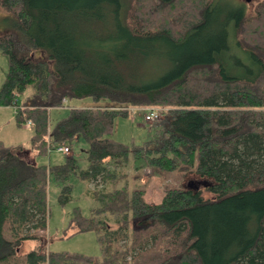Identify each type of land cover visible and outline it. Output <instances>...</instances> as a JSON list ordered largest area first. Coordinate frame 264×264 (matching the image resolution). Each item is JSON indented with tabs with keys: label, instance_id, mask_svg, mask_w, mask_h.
<instances>
[{
	"label": "trees",
	"instance_id": "trees-1",
	"mask_svg": "<svg viewBox=\"0 0 264 264\" xmlns=\"http://www.w3.org/2000/svg\"><path fill=\"white\" fill-rule=\"evenodd\" d=\"M214 1L183 11L181 0H0V106L25 94L15 118L31 124L36 155L87 141L79 175L97 206L90 216L75 207L69 226L94 231L100 246V257L43 246L48 181L62 184L58 201L68 203L77 159L35 164L0 139V264H264V0L252 15ZM150 52L174 66L155 82L137 67ZM83 97L95 104L49 126L51 108ZM152 105L167 109L148 139L112 137L117 116ZM130 160L134 172L194 174L205 185L169 187L149 203L129 186ZM26 240L38 245L21 254Z\"/></svg>",
	"mask_w": 264,
	"mask_h": 264
},
{
	"label": "rangeland",
	"instance_id": "rangeland-1",
	"mask_svg": "<svg viewBox=\"0 0 264 264\" xmlns=\"http://www.w3.org/2000/svg\"><path fill=\"white\" fill-rule=\"evenodd\" d=\"M193 0H181L180 6L183 11H187V6ZM262 0H215L216 8L221 12H227L229 9L242 8L244 6L247 15L254 13V8L257 3ZM175 8L173 15L179 14ZM5 12L0 7V33L4 31L2 18ZM230 49L229 55L235 56L236 46L234 41L229 40ZM139 55V54H138ZM242 54L237 55L241 61H244ZM242 57V58H241ZM137 67L139 72L143 74L145 82H155L160 77H164L174 69L171 55L159 53H141L138 57ZM236 65V63H235ZM8 66V57L0 49V88L5 78ZM150 79V80H149ZM25 94L17 95L16 105L0 106V139L5 145L18 149V153L25 159L35 164L55 165L64 163L68 156L75 157L78 162V167L72 173L69 183L72 185L71 200L62 205L58 201V197L62 190V184L56 183L51 178L48 181V218L47 227L43 236V246L47 251H68L78 252L89 256L100 257V246L97 235L94 231L75 232L69 224L73 216L74 208L78 207L82 215H92V209L97 206V202L87 193V188H93V184H88L84 181L79 172L85 170L88 165L87 150L88 143L81 136L73 140L62 142L66 145L70 152L63 153L59 151L53 144L47 149V152L42 155H36L31 148L32 127L29 122L23 125H18L15 118V112L18 107L23 104ZM95 102L91 97L70 99L63 106L51 108L49 111V126L52 127L57 119L66 115L70 107H83L93 105ZM147 106H130L126 117L117 116L113 122L112 137L124 144H140L148 139L154 129L158 126V122H148L144 120ZM167 109L164 106H160ZM58 144V145H61ZM128 183L130 188L138 187L144 191V199L149 203H158L164 191L169 187L181 186L190 187L195 190L203 186L204 179L197 177L194 174L182 176L177 171L175 172H160L152 168H145L139 172H134L131 166V160L127 167ZM129 188V189H130ZM204 196H212L208 192H204ZM70 227V228H69ZM75 232V233H74ZM36 240H26L20 247V253L24 254L30 249L36 247Z\"/></svg>",
	"mask_w": 264,
	"mask_h": 264
},
{
	"label": "built area",
	"instance_id": "built-area-1",
	"mask_svg": "<svg viewBox=\"0 0 264 264\" xmlns=\"http://www.w3.org/2000/svg\"><path fill=\"white\" fill-rule=\"evenodd\" d=\"M64 102L66 103V100H64ZM145 110H146V113L144 115V120L148 122L160 121L165 111V109L161 108L160 106H156V105L147 106L145 107ZM56 148L59 151H62L63 153H66V154L70 152L69 148L66 145L61 144V145L56 146Z\"/></svg>",
	"mask_w": 264,
	"mask_h": 264
},
{
	"label": "water",
	"instance_id": "water-1",
	"mask_svg": "<svg viewBox=\"0 0 264 264\" xmlns=\"http://www.w3.org/2000/svg\"><path fill=\"white\" fill-rule=\"evenodd\" d=\"M246 1H249V0H246ZM203 185H205V183H203Z\"/></svg>",
	"mask_w": 264,
	"mask_h": 264
}]
</instances>
